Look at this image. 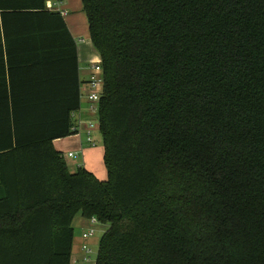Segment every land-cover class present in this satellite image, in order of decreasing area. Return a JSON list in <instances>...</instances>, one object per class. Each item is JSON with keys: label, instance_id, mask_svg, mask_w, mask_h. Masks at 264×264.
Here are the masks:
<instances>
[{"label": "trees", "instance_id": "trees-1", "mask_svg": "<svg viewBox=\"0 0 264 264\" xmlns=\"http://www.w3.org/2000/svg\"><path fill=\"white\" fill-rule=\"evenodd\" d=\"M82 1L106 180L54 147L82 106L65 18L0 0V264H72L78 214L108 225L95 264H264V0Z\"/></svg>", "mask_w": 264, "mask_h": 264}, {"label": "crops", "instance_id": "crops-1", "mask_svg": "<svg viewBox=\"0 0 264 264\" xmlns=\"http://www.w3.org/2000/svg\"><path fill=\"white\" fill-rule=\"evenodd\" d=\"M56 2L59 3V5L56 4ZM55 3V6L53 5ZM47 8L52 12H60L65 11L66 14H62L65 18V21L68 25V28L72 34V36L75 38L77 42V48H78V59H79V75L82 82V89H85V82L89 79V73L92 68V64L94 61H99L100 55L96 48L94 47L90 33H89V23L87 19L86 12L84 10V5L82 0H46ZM84 103H86V107H84ZM84 108L88 112V110L91 113L92 106L83 100L82 98V106L79 112H76L75 118L77 119V123L79 124V127L82 131L80 136L76 137L79 139L77 140H71L73 134L64 138H58L54 140V147L62 152L64 158L66 159L69 169L71 172H76L79 166H84L87 169H89L91 172H93L99 179L106 180L107 179V171L103 170L102 168H98L97 164L94 162V164L90 161H85L84 163H81L77 160H72V158L68 157V153L72 151H68L66 154L65 151L68 149H78V151L85 149H90L86 143V140L84 141L82 139V135L86 133L88 122L84 119ZM95 112L98 113V107L94 108ZM98 129H99V122H98ZM75 135V134H74ZM86 142V143H85ZM86 147V148H85ZM101 156H103L104 152V145L101 146ZM81 151V152H82ZM97 152V150H96ZM103 225V224H102ZM74 228H84L95 226L92 224V222L83 217L81 214H78L73 222ZM106 230L108 228V225H103ZM77 234L75 231V241L73 245V253H72V264H95V262L90 263V261L86 260V253L83 251L82 247L86 244L83 240H79V245L77 246L76 243ZM77 246V247H76Z\"/></svg>", "mask_w": 264, "mask_h": 264}, {"label": "built area", "instance_id": "built-area-1", "mask_svg": "<svg viewBox=\"0 0 264 264\" xmlns=\"http://www.w3.org/2000/svg\"><path fill=\"white\" fill-rule=\"evenodd\" d=\"M57 5H59L58 2H56ZM55 6V3L53 4ZM61 14H66L65 11H60ZM104 89V69L102 67L101 60L94 61L92 64L91 71L89 73V79L87 86L84 90H82L81 96L83 100L88 102L92 106V111L95 110L94 108L98 107V103L101 99V96L103 94ZM76 113H73L72 117L74 119V127H72V131L75 135L80 136L82 131L79 127V124L76 122L77 119L75 118ZM96 128L94 122L90 121L88 122L87 129H86V142L92 145H95L96 139ZM68 157L70 158H76L77 154H74L73 152L68 153ZM92 224H97V219L92 218L90 220ZM95 226H92L88 231L83 233L84 238L91 237L95 235ZM83 251L86 253V260L90 261L91 254H92V248H90L87 244L83 245L82 247Z\"/></svg>", "mask_w": 264, "mask_h": 264}, {"label": "rangeland", "instance_id": "rangeland-1", "mask_svg": "<svg viewBox=\"0 0 264 264\" xmlns=\"http://www.w3.org/2000/svg\"><path fill=\"white\" fill-rule=\"evenodd\" d=\"M86 103H84V107H86ZM84 119L87 121H92L95 124V128H96V134H95V139H96V143L95 145L86 143L88 146H92V147H88L90 149H85L84 151L80 150L78 151V149H68L65 151V153L67 154L68 151H72L74 154H77L76 158H72V160H77L81 163H84L85 161H90L94 164V162L97 164L98 168H102L103 170L105 169L104 163H103V156H101L100 152H101V146H103V138L102 135L98 129V113L95 112V110H88V112L85 110L84 108ZM73 137L70 138L71 140H78L79 137L77 138L76 135H72ZM86 133H84L82 135V139L85 141L86 140ZM86 148V147H85ZM97 150V152H96ZM82 151V152H81ZM94 161V162H93ZM92 227V226H91ZM91 227L87 228L85 227L83 230L82 228H75L76 234H77V239H76V245H79V240H83L84 242H86V244L92 248V259L90 260V263H93L96 261L97 259V254H98V247H99V241L103 235V233L105 232V228L103 227L102 224H100L99 222L97 224H95V235L88 237V238H84L83 237V233L88 231ZM76 246V247H77Z\"/></svg>", "mask_w": 264, "mask_h": 264}]
</instances>
